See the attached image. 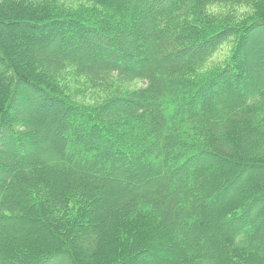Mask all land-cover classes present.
<instances>
[{"label": "trees", "instance_id": "16d2710c", "mask_svg": "<svg viewBox=\"0 0 264 264\" xmlns=\"http://www.w3.org/2000/svg\"><path fill=\"white\" fill-rule=\"evenodd\" d=\"M0 264H264V0H0Z\"/></svg>", "mask_w": 264, "mask_h": 264}, {"label": "rangeland", "instance_id": "374dc122", "mask_svg": "<svg viewBox=\"0 0 264 264\" xmlns=\"http://www.w3.org/2000/svg\"><path fill=\"white\" fill-rule=\"evenodd\" d=\"M257 49V48H256ZM228 54V48H224L216 57L217 60H222L226 57V55ZM46 124H44L45 126Z\"/></svg>", "mask_w": 264, "mask_h": 264}]
</instances>
